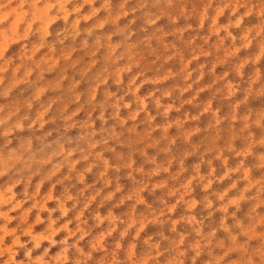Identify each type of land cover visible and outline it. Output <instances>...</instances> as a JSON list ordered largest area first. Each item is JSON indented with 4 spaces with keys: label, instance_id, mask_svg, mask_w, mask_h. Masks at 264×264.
Listing matches in <instances>:
<instances>
[{
    "label": "clouds",
    "instance_id": "1",
    "mask_svg": "<svg viewBox=\"0 0 264 264\" xmlns=\"http://www.w3.org/2000/svg\"><path fill=\"white\" fill-rule=\"evenodd\" d=\"M0 264H264V0H0Z\"/></svg>",
    "mask_w": 264,
    "mask_h": 264
}]
</instances>
